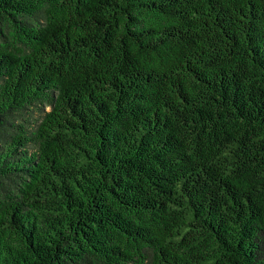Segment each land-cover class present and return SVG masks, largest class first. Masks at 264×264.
Listing matches in <instances>:
<instances>
[{"label":"trees","instance_id":"trees-1","mask_svg":"<svg viewBox=\"0 0 264 264\" xmlns=\"http://www.w3.org/2000/svg\"><path fill=\"white\" fill-rule=\"evenodd\" d=\"M0 264H264V0H0Z\"/></svg>","mask_w":264,"mask_h":264}]
</instances>
